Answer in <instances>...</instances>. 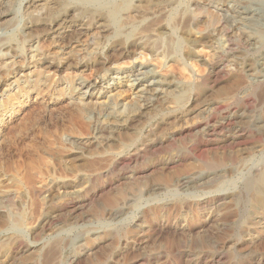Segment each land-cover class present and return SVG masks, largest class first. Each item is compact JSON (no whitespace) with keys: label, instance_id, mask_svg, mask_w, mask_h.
<instances>
[{"label":"rangeland","instance_id":"rangeland-1","mask_svg":"<svg viewBox=\"0 0 264 264\" xmlns=\"http://www.w3.org/2000/svg\"><path fill=\"white\" fill-rule=\"evenodd\" d=\"M32 1L0 25V264H264V193L248 185L264 172V78L251 73L264 21L223 22L264 0H58L48 16ZM207 116L223 126L213 135H174ZM152 136L168 140L150 152ZM51 179L65 184L48 202Z\"/></svg>","mask_w":264,"mask_h":264},{"label":"bare ground","instance_id":"bare-ground-1","mask_svg":"<svg viewBox=\"0 0 264 264\" xmlns=\"http://www.w3.org/2000/svg\"><path fill=\"white\" fill-rule=\"evenodd\" d=\"M14 0H0V25L1 24H3V23H5L7 20H8V18H9V16H10V8H11V4H12V2H13ZM150 1V0H149ZM162 1V0H161ZM57 2H58V0H34V1H32L31 2V4H29V3H27V5H28V8L30 7V8H38V9H42V10H44V11H46L47 12V16L48 15H50L52 12H53V9L55 8V6H56V4H57ZM157 2H158V0H157ZM157 2H156V4H157ZM162 2H164V1H162ZM159 3V2H158ZM161 3V2H160ZM172 4V3H171ZM58 5V4H57ZM12 6H13V4H12ZM59 6V5H58ZM145 6V5H144ZM123 7H125L124 9H126V8H128V6H121V5H119V6H116L115 8H113L111 11H110V14H109V18H111L112 20L116 17V14L117 13H119L121 10H124V9H122ZM136 7V6H135ZM237 7V6H236ZM235 7V9H232L233 11H231L232 13L231 14H229L228 12H226V13H228V14H223L224 15V21L223 22H226V24H228L232 29H236V31L241 27H254L257 23H259V22H263L264 21V13H263V11H264V9H263V11L262 12H258V13H255V12H253V11H250V10H241V9H239V8H236ZM26 9H28L27 7H25ZM137 9V8H136ZM90 10H88V12H89ZM46 15V14H45ZM52 15V14H51ZM99 15V14H98ZM102 15H104V14H102ZM98 19V18H97ZM103 19V18H102ZM198 19V18H197ZM101 20V19H100ZM198 21V20H197ZM100 22V21H99ZM104 22V21H103ZM204 22V21H203ZM105 23V22H104ZM209 23V22H208ZM107 24V23H106ZM261 25V24H260ZM257 27V26H256ZM258 27H259V25H258ZM258 27H257V29H258ZM217 29V28H216ZM244 30H245V28H243ZM159 30V29H158ZM252 30H254V29H252ZM209 32H210V30H209ZM72 33H76V32H72ZM81 33V32H80ZM246 33V32H245ZM76 35H78V34H76ZM241 35V34H240ZM246 35V34H245ZM249 35V34H248ZM73 36V35H72ZM242 36V35H241ZM250 36V35H249ZM141 38H143V37H141ZM235 38H238V37H235ZM232 39V38H231ZM234 39V38H233ZM232 39V40H233ZM241 39V38H240ZM140 40V39H139ZM231 40V41H232ZM142 41H144V39L142 40ZM230 41V40H229ZM238 41H240V40H238ZM136 42H137V39H136ZM193 42V41H192ZM241 42V41H240ZM246 42L250 45V46H255V40L253 39V37H248L247 36V40H246ZM262 42H263V40H262ZM118 43V42H117ZM139 43L140 42H137V43H135V45L134 46H138L139 45ZM194 43V42H193ZM244 43V42H243ZM247 43H244V44H246L247 45ZM264 43V42H263ZM120 44V43H119ZM118 44V45H119ZM117 45V46H118ZM122 45V44H121ZM120 45V46H121ZM148 45V44H147ZM115 46V45H114ZM150 46V45H149ZM260 45H257L256 47L258 48ZM262 46H263V44H262ZM119 47V46H118ZM113 48V47H112ZM129 49V48H128ZM142 49V48H141ZM251 50H252V48H251ZM117 51V55L119 54V55H121V56H126L127 55V53H129V52H127V50H125V48L122 46V47H120L119 49H117L116 50ZM255 51V50H254ZM259 51V50H258ZM131 52V51H130ZM256 53H257V51H256ZM126 57H128V56H126ZM259 57V56H258ZM228 63V62H227ZM54 65V64H53ZM212 65H213V63H212ZM223 66V65H222ZM221 67V66H220ZM219 66H216V65H213L212 66V70H217V69H220L221 70V68H220ZM253 70V69H252ZM250 73V72H249ZM251 73H252V76L254 77V79H259V78H264V55H262V57H260V60H259V62H258V65H257V69H254L253 71H251ZM251 75V74H250ZM252 77V78H253ZM169 80H167V82H165L164 80L162 81V80H158V82H159V84L160 85H163V86H168V88L170 87V82H168ZM171 81V80H170ZM154 84V83H153ZM155 84H156V82H155ZM174 87H175V85H174ZM253 87V86H252ZM164 88V87H163ZM163 88H161V89H163ZM165 88H167V87H165ZM161 89H160V92H161ZM170 90H172V88L170 89ZM173 91V90H172ZM166 92H168V91H166ZM174 92V91H173ZM246 92V91H245ZM164 93V92H163ZM162 94V93H161ZM168 94H170V93H168ZM157 96H159V95H157ZM168 96V95H167ZM161 97H163V96H161ZM171 97V96H170ZM233 97V96H232ZM156 98V97H155ZM165 98V97H164ZM167 98V97H166ZM177 98H179V97H177ZM161 99V98H160ZM148 100V99H147ZM166 100V99H165ZM172 100V99H171ZM182 100V99H181ZM161 101H164L163 99L161 100ZM169 102V101H168ZM179 102V101H178ZM177 102V103H178ZM181 102V101H180ZM220 102V101H219ZM218 101L217 102H215V103H212V104H210V105H212V111H217V110H220L221 108H222V105H221V103H219ZM229 102V101H228ZM246 102V101H245ZM154 103V102H153ZM164 103V102H163ZM162 103V104H163ZM142 104V103H141ZM182 104V103H181ZM140 105V104H139ZM164 106V105H163ZM176 106V105H175ZM152 106H148V104L147 105H141L140 106V111L139 112H137L136 110V112L137 113H135L134 115H133V117H131L132 119H134L135 120V118H136V120H138L139 121V119H137V118H140V117H143L144 116V114H146V112L148 111V109H150ZM165 107H167L166 105H165ZM225 107V106H224ZM226 107H227V105H226ZM135 108H137V107H135ZM134 108V109H135ZM193 108V107H192ZM205 108V107H204ZM228 108V107H227ZM226 108V109H227ZM132 109H133V107H132ZM133 109V110H134ZM194 109V108H193ZM190 110V109H189ZM192 110V109H191ZM205 110V109H204ZM203 110V111H204ZM207 110L209 111V109H206V112H207ZM222 110V109H221ZM128 112H129V109L127 110ZM168 111V110H167ZM171 111V110H170ZM195 111V110H194ZM224 111V110H223ZM127 112V113H128ZM185 112V111H184ZM189 112V111H188ZM198 112V111H197ZM201 112V111H200ZM198 113V114H202V113ZM126 113V114H127ZM130 113H133V111H131ZM169 113V112H168ZM190 113V112H189ZM188 113V114H189ZM196 113V112H195ZM210 113V112H209ZM208 113V114H209ZM212 113V112H211ZM121 114L122 113H120V115L119 116H121ZM125 114V115H126ZM177 114V113H176ZM180 114V113H179ZM183 114V113H182ZM197 114V115H198ZM208 114H206V115H208ZM227 114H229V113H227ZM124 115V116H125ZM171 115V114H170ZM186 115V114H185ZM194 115V117L196 116V114H193ZM192 115V116H193ZM199 115V116H200ZM212 115V114H211ZM222 115H224V114H222ZM122 116H123V114H122ZM123 116V117H124ZM128 116V115H127ZM131 116H132V114H131ZM169 116V115H168ZM173 116V115H172ZM171 116V117H172ZM198 116V117H199ZM203 116V115H202ZM227 116V115H226ZM230 116V115H229ZM232 116V115H231ZM187 117V116H186ZM189 117V116H188ZM206 117V116H205ZM208 117V116H207ZM213 117H215V116H212V118ZM118 118H122V117H118ZM125 118L126 117H124V120L123 121H126L125 120ZM177 119L178 121H180V120H182V119H185L182 115L181 116H175L174 117V119ZM203 118V117H202ZM222 118V117H221ZM225 118V117H224ZM229 118V117H228ZM228 118H227V120H228ZM231 118V117H230ZM0 119H1V117H0ZM173 119V120H174ZM200 119V118H199ZM216 119V118H215ZM226 119V118H225ZM113 120V119H112ZM130 120V119H129ZM128 120V121H129ZM201 120V119H200ZM230 120V119H229ZM111 121V120H110ZM123 121H121L122 123H123ZM132 121V120H131ZM175 121V120H174ZM184 121V120H183ZM198 121V120H197ZM235 121V120H234ZM121 122H118V123H120L121 124ZM168 122V121H167ZM181 122V121H180ZM217 122V121H216ZM221 122V121H220ZM115 123H117V122H115ZM182 123V122H181ZM131 124H132V122H131ZM183 124V123H182ZM215 124V123H214ZM214 124H212V120H211V118H209L208 117V119H207V121H198L197 123H195L194 122V124H192L191 126H181V127H179L178 128V130L174 133V135L175 136H182V135H185V133H186V135L187 134H189V132L191 133L192 131H194V130H200V132L201 131H203L204 132V135H207V136H209V135H213V133L214 132H216V129H220L221 127H223V126H221V127H216ZM221 124V123H220ZM223 124V123H222ZM230 124H231V122H230ZM123 125V124H122ZM187 125H188V123H187ZM219 125V124H218ZM225 125V124H224ZM129 126V125H128ZM124 127V126H123ZM125 128H126V124H125ZM224 128H226V127H224ZM223 128V129H224ZM117 131V130H116ZM197 131V133H199ZM219 132H221V131H219ZM218 132V133H219ZM194 133V132H193ZM147 134V133H146ZM240 134V133H239ZM154 135V134H153ZM157 135V134H156ZM163 135V134H162ZM171 135V134H170ZM185 135V136H186ZM191 135V134H190ZM203 135V134H202ZM202 135H200V136H202ZM217 135V134H216ZM238 135V134H237ZM236 135V136H237ZM184 136V137H185ZM206 136V137H207ZM242 136V135H241ZM264 136V135H263ZM156 137V136H155ZM153 138V136H152V139L150 140V141H148L147 140V144L146 145H143L146 149H149L150 150V152H151V150H155V149H158L159 147L161 148V146L163 145V144H165L166 143V141L168 140V138H164V136H162L161 138L162 139H160L159 138V136H158V138L156 137V138ZM205 137V136H204ZM205 137V138H206ZM173 138V137H172ZM175 138V137H174ZM179 137H177V139H178ZM181 138V137H180ZM182 138H183V136H182ZM181 138V139H182ZM213 138V137H212ZM241 138V137H240ZM176 139V138H175ZM223 139V138H222ZM221 139V140H222ZM225 139V138H224ZM227 139H229V142H231V141H234V139L233 138H227ZM110 140V139H109ZM183 140V139H182ZM220 140V139H219ZM210 141V140H209ZM191 142V141H190ZM222 142V141H221ZM236 142V141H235ZM239 142V141H238ZM237 142V143H238ZM204 143V142H203ZM211 143V142H210ZM224 143H225V141H224ZM233 144H235L234 142H232ZM106 144V143H105ZM197 144H199V143H197ZM229 144V143H228ZM183 145V144H182ZM181 145V146H182ZM195 145V144H194ZM226 146H227V144H226ZM193 147V146H192ZM194 148V147H193ZM145 149V150H146ZM182 150V149H181ZM192 150V149H191ZM137 151V150H136ZM200 151H201V149H199V148H195L194 149V153H200ZM202 151H203V149H202ZM201 151V152H202ZM142 152V151H141ZM153 152V151H152ZM139 153V152H138ZM182 153V152H181ZM136 154H137V152H136ZM142 154V153H141ZM132 155H134L133 153H132ZM132 155H131V157H132ZM197 155V154H196ZM195 155V156H196ZM137 156V155H136ZM135 156V158H137ZM140 156V155H139ZM126 157V156H125ZM141 157V156H140ZM172 157V156H171ZM201 156H199V158H200ZM170 158V157H169ZM176 158V157H175ZM133 159V158H132ZM118 160V159H117ZM120 160V159H119ZM124 160V159H123ZM128 160V159H127ZM176 160V159H175ZM131 161V160H130ZM173 161V159H167V161L165 162V163H171ZM177 161V160H176ZM123 162V161H122ZM125 162V161H124ZM179 162V161H178ZM121 163V162H120ZM127 163V162H126ZM113 164H114V162H113ZM118 164V163H117ZM123 164V163H122ZM111 165V164H110ZM115 165V166H114ZM113 165V167H116V164H114ZM118 165H120V164H118ZM137 173V172H136ZM258 174V173H257ZM256 174V175H257ZM81 176V175H80ZM94 176V175H93ZM92 176V177H93ZM205 175H203V173H201V174H198V175H195V176H192V177H184V178H182L181 180H180V182H182V183H184V184H188V182L190 181V182H192V181H203L204 179H209V176H205ZM75 177H76V175H75ZM74 177V178H75ZM85 177V176H84ZM83 177V178H84ZM91 177V176H90ZM91 177V178H92ZM79 178V177H78ZM86 178V177H85ZM255 178V177H254ZM88 179V178H87ZM82 180V179H81ZM84 180V179H83ZM250 180H252V179H250ZM75 181V180H74ZM179 182V183H180ZM61 184H65V183H63L62 181H60V180H58V179H51L49 182H48V184L44 187V189L46 190V192L45 193H47V195L49 194V198H48V202H50L51 200H53L52 198L54 197V195L56 196V194H54V192H55V188L57 187H59V185H61ZM248 185H249V189L251 188V189H254V186H255V191H256V193H258L259 195H261V197L263 196L262 194L264 193L263 192V190H264V188H263V190L261 189L263 186H264V172L263 173H261V174H259V175H257V178L255 179V180H253L252 181V183L251 184H249V181H248ZM247 185V186H248ZM260 189H259V188ZM55 189V190H54ZM249 191V190H248ZM255 191H254V193H255ZM81 194H82V192H79V190H77V191H75L74 192V195H76L78 198L79 197H81ZM76 197V198H77ZM228 197V196H227ZM229 198V197H228ZM235 198V197H234ZM72 199H73V197H72ZM75 199V198H74ZM225 199V198H224ZM259 199V198H258ZM257 200V199H256ZM75 201V200H74ZM77 201H78V199H77ZM252 201V200H251ZM254 201V200H253ZM252 201V202H253ZM115 213V212H114ZM17 218V217H16ZM15 224H17L18 225V219H16L15 221ZM113 234V233H112ZM13 241H14V239H13ZM55 242V241H54ZM15 243H16V241H15ZM56 243V242H55ZM17 245H18V243H17ZM52 247V246H51ZM53 248V247H52ZM51 248V249H52ZM56 249V248H55ZM54 249V250H55ZM50 250V249H49ZM51 251V250H50ZM53 251V250H52ZM54 252V251H53ZM56 253V252H55ZM47 254V253H46ZM51 255V254H50ZM49 257V256H48ZM69 258V257H68ZM217 258V257H216ZM49 259H51V258H49ZM67 259V258H66ZM215 259V258H214ZM6 260V259H5ZM47 260V259H46ZM70 261H71V259H70ZM70 261H68V262H70Z\"/></svg>","mask_w":264,"mask_h":264}]
</instances>
